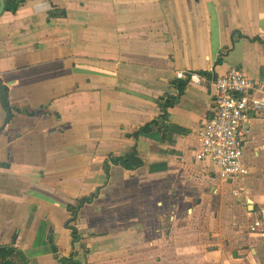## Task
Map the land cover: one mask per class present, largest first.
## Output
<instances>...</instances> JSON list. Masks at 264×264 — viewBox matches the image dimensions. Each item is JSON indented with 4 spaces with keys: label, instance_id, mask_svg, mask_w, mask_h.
I'll list each match as a JSON object with an SVG mask.
<instances>
[{
    "label": "crops",
    "instance_id": "1",
    "mask_svg": "<svg viewBox=\"0 0 264 264\" xmlns=\"http://www.w3.org/2000/svg\"><path fill=\"white\" fill-rule=\"evenodd\" d=\"M83 1L114 18L77 42L63 0L0 15V247L28 264H264V121L243 128L245 178L195 160L215 80L264 85V0ZM135 151L139 169L110 163Z\"/></svg>",
    "mask_w": 264,
    "mask_h": 264
},
{
    "label": "built area",
    "instance_id": "2",
    "mask_svg": "<svg viewBox=\"0 0 264 264\" xmlns=\"http://www.w3.org/2000/svg\"><path fill=\"white\" fill-rule=\"evenodd\" d=\"M63 1L65 28L70 42L79 41L91 24L114 18V8L109 1ZM177 77L181 80L189 79L197 85L205 81L197 73L179 72ZM214 85V115L200 132L195 160L208 162L223 181L243 179L248 175V169L243 163L246 138L243 128L252 119V115L264 121V85L249 79L238 68L217 78ZM262 227L260 222H256L250 231L260 232ZM261 233L264 234V231Z\"/></svg>",
    "mask_w": 264,
    "mask_h": 264
},
{
    "label": "trees",
    "instance_id": "3",
    "mask_svg": "<svg viewBox=\"0 0 264 264\" xmlns=\"http://www.w3.org/2000/svg\"><path fill=\"white\" fill-rule=\"evenodd\" d=\"M25 0H5V7L7 12L16 13L18 7L23 4ZM175 99L170 98L168 100L167 104L163 108L164 111L168 110L169 107L174 105ZM165 121V116L159 118L158 120L150 123L142 133L144 132H152L154 129H163V123ZM132 135V134H130ZM135 136V134H133ZM110 163H112L115 166H121L126 170H136L143 166V161L139 158L137 151L134 153L127 155L125 158H111ZM107 168H109L107 166ZM108 171V169H107ZM76 213L74 212L72 218L67 223V228L70 230L71 235L73 237V242L77 241L79 237L77 236L76 229L70 227L71 223L75 222ZM165 228H170L166 225ZM74 255V254H73ZM0 264H28L26 261L25 256L16 250L14 247H0Z\"/></svg>",
    "mask_w": 264,
    "mask_h": 264
},
{
    "label": "water",
    "instance_id": "4",
    "mask_svg": "<svg viewBox=\"0 0 264 264\" xmlns=\"http://www.w3.org/2000/svg\"><path fill=\"white\" fill-rule=\"evenodd\" d=\"M4 10H5V0H0V15L4 12ZM56 25H57V26H60V27H62V28H65V23H57ZM47 27H49V25H47V26H43V27H41V28H37V29H32V30H30V31H27V32H25V33L19 35V37H27V36H29V35H33V34H35V33H38V32H40V31L44 30V29L47 28ZM7 39H10V40H11V39H13V38H7ZM1 41H4V40H1Z\"/></svg>",
    "mask_w": 264,
    "mask_h": 264
},
{
    "label": "bare ground",
    "instance_id": "5",
    "mask_svg": "<svg viewBox=\"0 0 264 264\" xmlns=\"http://www.w3.org/2000/svg\"><path fill=\"white\" fill-rule=\"evenodd\" d=\"M250 210H251V211L254 210V206H253V204L250 205Z\"/></svg>",
    "mask_w": 264,
    "mask_h": 264
},
{
    "label": "rangeland",
    "instance_id": "6",
    "mask_svg": "<svg viewBox=\"0 0 264 264\" xmlns=\"http://www.w3.org/2000/svg\"><path fill=\"white\" fill-rule=\"evenodd\" d=\"M65 19V18H64ZM64 23V22H63ZM63 29H65V28H63ZM66 30V29H65ZM239 217H241V216H239Z\"/></svg>",
    "mask_w": 264,
    "mask_h": 264
},
{
    "label": "flooded vegetation",
    "instance_id": "7",
    "mask_svg": "<svg viewBox=\"0 0 264 264\" xmlns=\"http://www.w3.org/2000/svg\"><path fill=\"white\" fill-rule=\"evenodd\" d=\"M65 23V22H64Z\"/></svg>",
    "mask_w": 264,
    "mask_h": 264
}]
</instances>
